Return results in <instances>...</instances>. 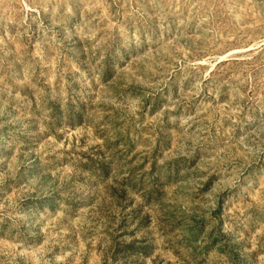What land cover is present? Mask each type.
I'll use <instances>...</instances> for the list:
<instances>
[{"label":"rangeland","instance_id":"rangeland-1","mask_svg":"<svg viewBox=\"0 0 264 264\" xmlns=\"http://www.w3.org/2000/svg\"><path fill=\"white\" fill-rule=\"evenodd\" d=\"M0 264H264V0H0Z\"/></svg>","mask_w":264,"mask_h":264}]
</instances>
